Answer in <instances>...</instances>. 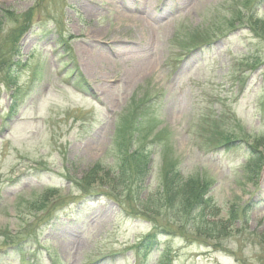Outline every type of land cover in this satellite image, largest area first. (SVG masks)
I'll return each mask as SVG.
<instances>
[{"label": "rangeland", "instance_id": "374dc122", "mask_svg": "<svg viewBox=\"0 0 264 264\" xmlns=\"http://www.w3.org/2000/svg\"><path fill=\"white\" fill-rule=\"evenodd\" d=\"M0 264H264V0H0Z\"/></svg>", "mask_w": 264, "mask_h": 264}, {"label": "bare ground", "instance_id": "6f19581e", "mask_svg": "<svg viewBox=\"0 0 264 264\" xmlns=\"http://www.w3.org/2000/svg\"><path fill=\"white\" fill-rule=\"evenodd\" d=\"M180 1L183 2L185 5L191 6V3L194 0H180ZM145 26H148L149 28L151 27L150 23H148L147 21L145 22ZM151 64H152V62L147 60V61L144 62V64L137 65L136 66V70L134 69V73H129L128 74V78L132 81L135 76L140 75L144 71L146 72L150 68ZM89 90L92 91L90 88H89ZM89 90L86 89L87 92H90Z\"/></svg>", "mask_w": 264, "mask_h": 264}, {"label": "trees", "instance_id": "16d2710c", "mask_svg": "<svg viewBox=\"0 0 264 264\" xmlns=\"http://www.w3.org/2000/svg\"><path fill=\"white\" fill-rule=\"evenodd\" d=\"M236 20V18H234V20L233 19H231V20H229L230 22H233V21H235ZM232 24H234V23H232ZM254 28V27H253ZM255 30L257 29V28H254ZM84 88H88V87H84Z\"/></svg>", "mask_w": 264, "mask_h": 264}]
</instances>
